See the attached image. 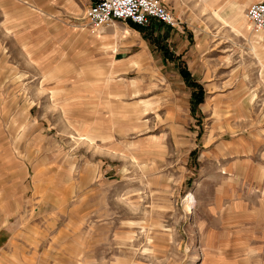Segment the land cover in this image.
I'll use <instances>...</instances> for the list:
<instances>
[{
    "label": "rangeland",
    "instance_id": "374dc122",
    "mask_svg": "<svg viewBox=\"0 0 264 264\" xmlns=\"http://www.w3.org/2000/svg\"><path fill=\"white\" fill-rule=\"evenodd\" d=\"M91 1L0 0V264H264L252 1L95 32Z\"/></svg>",
    "mask_w": 264,
    "mask_h": 264
},
{
    "label": "built area",
    "instance_id": "2783aa9c",
    "mask_svg": "<svg viewBox=\"0 0 264 264\" xmlns=\"http://www.w3.org/2000/svg\"><path fill=\"white\" fill-rule=\"evenodd\" d=\"M245 16L256 31H264V0L251 2ZM89 28L95 32L114 20L147 27L151 21L177 27L178 20L161 0H93L86 11Z\"/></svg>",
    "mask_w": 264,
    "mask_h": 264
},
{
    "label": "crops",
    "instance_id": "0c3cea01",
    "mask_svg": "<svg viewBox=\"0 0 264 264\" xmlns=\"http://www.w3.org/2000/svg\"><path fill=\"white\" fill-rule=\"evenodd\" d=\"M245 1V3H248L250 1H258V0H242ZM92 2V1H91ZM90 2V4H91ZM233 2V0H232ZM189 8H194L195 10L193 13L195 14H204V13H220L221 11L217 10L218 7H224L228 6L229 0H188ZM89 4V5H90ZM235 4V2L233 3ZM236 5V4H235ZM214 9V10H212ZM212 10V11H211Z\"/></svg>",
    "mask_w": 264,
    "mask_h": 264
},
{
    "label": "trees",
    "instance_id": "16d2710c",
    "mask_svg": "<svg viewBox=\"0 0 264 264\" xmlns=\"http://www.w3.org/2000/svg\"><path fill=\"white\" fill-rule=\"evenodd\" d=\"M131 26H133V27H135V28H142L141 26H138V25H136V24H134V23H132V22H130L129 23ZM160 46V45H159ZM161 48V47H160ZM180 72L182 73V75L185 77V78H189V72L187 71V69L186 68H182L181 70H180ZM193 81L191 80V83H192ZM194 98H195V102H197V101H199L200 99H201V92H196L195 94H194Z\"/></svg>",
    "mask_w": 264,
    "mask_h": 264
}]
</instances>
